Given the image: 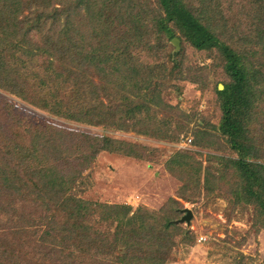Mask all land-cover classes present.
<instances>
[{"label": "trees", "instance_id": "obj_1", "mask_svg": "<svg viewBox=\"0 0 264 264\" xmlns=\"http://www.w3.org/2000/svg\"><path fill=\"white\" fill-rule=\"evenodd\" d=\"M249 16L245 30L195 12L188 0H0V89L67 121L176 142L190 132L167 99L186 81L182 50L168 46L179 32L222 58V118L219 131H195L213 149L205 166L180 151L167 167L185 191L227 183L264 222V0ZM0 106V264L170 260L186 234L173 210L133 211L76 194L103 152L142 159L144 147L26 123L13 105Z\"/></svg>", "mask_w": 264, "mask_h": 264}, {"label": "rangeland", "instance_id": "obj_2", "mask_svg": "<svg viewBox=\"0 0 264 264\" xmlns=\"http://www.w3.org/2000/svg\"><path fill=\"white\" fill-rule=\"evenodd\" d=\"M253 1L214 0L207 6L198 0H188V3L195 12L206 14L220 25H235L246 30ZM177 33L182 39L180 59L185 63L186 81L177 83L180 91L170 90L167 99L177 107L170 114L180 116L176 119L187 125L185 131H190L179 141L170 142L136 132H105L99 127L67 121L1 89L0 105H13L14 113L26 123H50L91 134L105 132L108 137L144 147L142 159L103 152L85 173L76 194L95 203L126 204L133 211L140 207L156 212L170 208L178 220L190 209L191 222L181 223L186 234L179 239V245L166 264H264V222L255 208L237 202L230 195L227 183H221L214 191L204 188L194 191L189 187L185 191L183 181L167 167L170 159L180 151H192L201 161L213 152L197 143L195 131H219L222 110L217 89H223L225 80L222 58L217 52H199ZM168 46L174 53L179 52L172 40L168 41ZM229 150L226 155L234 157L236 154Z\"/></svg>", "mask_w": 264, "mask_h": 264}, {"label": "water", "instance_id": "obj_3", "mask_svg": "<svg viewBox=\"0 0 264 264\" xmlns=\"http://www.w3.org/2000/svg\"><path fill=\"white\" fill-rule=\"evenodd\" d=\"M172 43L174 44V46L176 47V51H179L180 48H181V45H180V41L179 39L175 38L173 39ZM186 212H187V215H185L182 219L178 220L177 222L178 223H190L191 222V219L193 217V213L190 209H186Z\"/></svg>", "mask_w": 264, "mask_h": 264}, {"label": "built area", "instance_id": "obj_4", "mask_svg": "<svg viewBox=\"0 0 264 264\" xmlns=\"http://www.w3.org/2000/svg\"><path fill=\"white\" fill-rule=\"evenodd\" d=\"M190 142H192V140H189Z\"/></svg>", "mask_w": 264, "mask_h": 264}]
</instances>
